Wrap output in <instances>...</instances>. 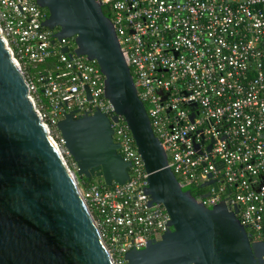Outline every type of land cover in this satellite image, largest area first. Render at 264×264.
Instances as JSON below:
<instances>
[{
	"label": "built area",
	"instance_id": "2783aa9c",
	"mask_svg": "<svg viewBox=\"0 0 264 264\" xmlns=\"http://www.w3.org/2000/svg\"><path fill=\"white\" fill-rule=\"evenodd\" d=\"M98 1L166 166L180 184L203 188L204 205L224 201L249 240L264 245V0ZM43 18L35 0H0V37L17 65L58 63L55 76L49 71L37 79L49 110L26 81L40 120L74 172L54 126L61 104L77 113L97 109L108 119L113 109L95 62L72 53L73 37L51 43ZM110 127L130 163L127 180L106 187L77 181V187L114 264H124L123 253L157 239L168 217L159 204L147 205L146 172L121 117ZM210 180L215 190L200 186ZM262 258L264 264V252Z\"/></svg>",
	"mask_w": 264,
	"mask_h": 264
},
{
	"label": "water",
	"instance_id": "95a60500",
	"mask_svg": "<svg viewBox=\"0 0 264 264\" xmlns=\"http://www.w3.org/2000/svg\"><path fill=\"white\" fill-rule=\"evenodd\" d=\"M35 3L44 11L41 25L52 31L51 43L73 37L72 53L95 62L113 115L108 119L97 109H71L56 119L55 129L74 164L72 172L0 37V264H114L77 181L96 177L106 187L127 180L130 163L118 153L110 127L117 117L129 131L146 172L147 205L159 204L168 217L157 239L123 253L124 264H262L263 243L249 240L234 210L222 200L204 205L182 189L166 166L99 1ZM83 88L89 99L87 86ZM207 184L216 189L211 180L200 186Z\"/></svg>",
	"mask_w": 264,
	"mask_h": 264
},
{
	"label": "trees",
	"instance_id": "16d2710c",
	"mask_svg": "<svg viewBox=\"0 0 264 264\" xmlns=\"http://www.w3.org/2000/svg\"><path fill=\"white\" fill-rule=\"evenodd\" d=\"M101 10H102L103 14H105V15L107 14L104 7H102ZM57 65H58V63H56V61L52 58H49L46 61H44L43 63H39V64L22 63L20 65V68L22 70V73H23L25 79L32 80L34 82V84L36 85V90H35L36 98H37V100H39L40 105L45 110H49L50 107L48 106L47 99L43 96V91H42V88L40 86L42 81H38L37 79L42 78L49 71H51L52 74L55 76L57 74V71L54 68ZM61 107H62L63 111L67 110V104L62 103ZM90 182H92V181L90 180L89 182H87L86 179H84V178L78 179V183L81 186H86ZM96 183H98V182H96ZM182 189L183 190H189V192L197 199H199V195L203 191V188L192 187L188 184L187 185L183 184Z\"/></svg>",
	"mask_w": 264,
	"mask_h": 264
},
{
	"label": "rangeland",
	"instance_id": "374dc122",
	"mask_svg": "<svg viewBox=\"0 0 264 264\" xmlns=\"http://www.w3.org/2000/svg\"><path fill=\"white\" fill-rule=\"evenodd\" d=\"M35 106L37 107L36 102H35ZM91 181H92V182H98L99 179L95 177V178L91 179Z\"/></svg>",
	"mask_w": 264,
	"mask_h": 264
}]
</instances>
